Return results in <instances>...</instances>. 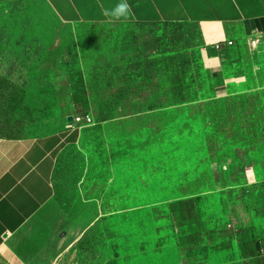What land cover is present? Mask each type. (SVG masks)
<instances>
[{"label":"rangeland","instance_id":"1","mask_svg":"<svg viewBox=\"0 0 264 264\" xmlns=\"http://www.w3.org/2000/svg\"><path fill=\"white\" fill-rule=\"evenodd\" d=\"M236 34L217 52L181 18L0 0V136H66L0 264H264V56Z\"/></svg>","mask_w":264,"mask_h":264},{"label":"crops","instance_id":"2","mask_svg":"<svg viewBox=\"0 0 264 264\" xmlns=\"http://www.w3.org/2000/svg\"><path fill=\"white\" fill-rule=\"evenodd\" d=\"M44 1L64 24L146 23L159 18H181L198 27L205 45L220 43L217 52L230 48L224 42L235 40L238 35L233 33L240 31L251 60L253 56H264V0H126L131 14L118 20L108 13L124 0ZM249 39L257 42L255 49H250ZM65 139L60 133L39 137L0 136V255L9 262L17 260L12 254L15 236L52 197L55 158ZM240 152L238 165L247 173L250 165ZM246 178L250 181L249 175ZM256 245V251H261L259 256H263L261 242L259 248ZM1 249H6L8 255ZM23 264L27 263L23 261Z\"/></svg>","mask_w":264,"mask_h":264},{"label":"clouds","instance_id":"3","mask_svg":"<svg viewBox=\"0 0 264 264\" xmlns=\"http://www.w3.org/2000/svg\"><path fill=\"white\" fill-rule=\"evenodd\" d=\"M108 14L117 20L121 17L126 19L131 14V7L127 4L126 0H124V2L119 4L112 13Z\"/></svg>","mask_w":264,"mask_h":264},{"label":"built area","instance_id":"4","mask_svg":"<svg viewBox=\"0 0 264 264\" xmlns=\"http://www.w3.org/2000/svg\"><path fill=\"white\" fill-rule=\"evenodd\" d=\"M224 44L226 46H231L232 45V42L231 41H225ZM249 44H250V47H252V48H253L252 45L256 46L252 40L249 41ZM213 48H214V50L218 51V50L221 49V44L220 43L214 44ZM72 118H73V123H79L82 120L79 117L75 118V116H72Z\"/></svg>","mask_w":264,"mask_h":264},{"label":"water","instance_id":"5","mask_svg":"<svg viewBox=\"0 0 264 264\" xmlns=\"http://www.w3.org/2000/svg\"><path fill=\"white\" fill-rule=\"evenodd\" d=\"M67 121H68V122H73V118H72V116H68V117H67Z\"/></svg>","mask_w":264,"mask_h":264},{"label":"trees","instance_id":"6","mask_svg":"<svg viewBox=\"0 0 264 264\" xmlns=\"http://www.w3.org/2000/svg\"><path fill=\"white\" fill-rule=\"evenodd\" d=\"M44 1V0H43ZM44 3L47 5V3L44 1ZM48 6V5H47ZM49 7V6H48ZM51 10V9H50ZM53 12V11H52Z\"/></svg>","mask_w":264,"mask_h":264}]
</instances>
